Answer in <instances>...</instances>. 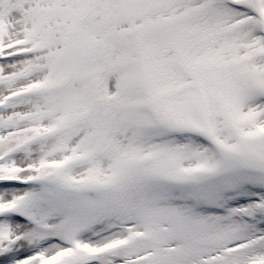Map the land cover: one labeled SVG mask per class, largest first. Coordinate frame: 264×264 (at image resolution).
Masks as SVG:
<instances>
[{"label":"snow or ice","instance_id":"obj_1","mask_svg":"<svg viewBox=\"0 0 264 264\" xmlns=\"http://www.w3.org/2000/svg\"><path fill=\"white\" fill-rule=\"evenodd\" d=\"M0 264H264V0H0Z\"/></svg>","mask_w":264,"mask_h":264}]
</instances>
